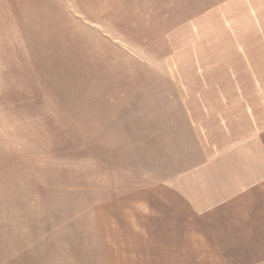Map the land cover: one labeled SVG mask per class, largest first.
I'll list each match as a JSON object with an SVG mask.
<instances>
[{
	"label": "rangeland",
	"instance_id": "obj_1",
	"mask_svg": "<svg viewBox=\"0 0 264 264\" xmlns=\"http://www.w3.org/2000/svg\"><path fill=\"white\" fill-rule=\"evenodd\" d=\"M234 1L0 0V264L224 258L165 218L193 147L167 118L257 36Z\"/></svg>",
	"mask_w": 264,
	"mask_h": 264
},
{
	"label": "crops",
	"instance_id": "obj_2",
	"mask_svg": "<svg viewBox=\"0 0 264 264\" xmlns=\"http://www.w3.org/2000/svg\"><path fill=\"white\" fill-rule=\"evenodd\" d=\"M239 2L238 20L225 25L257 36H232L214 63L195 64L207 82L188 86L195 94L177 99V115L167 118L175 140L191 139L193 147L191 164L169 184L176 206L172 213L166 204L165 218L177 221L176 235L185 227L211 238L193 250L224 258L160 264H264V0L234 1V8Z\"/></svg>",
	"mask_w": 264,
	"mask_h": 264
}]
</instances>
